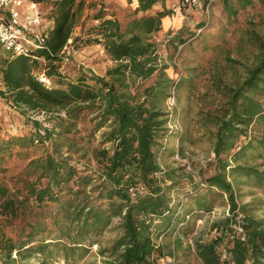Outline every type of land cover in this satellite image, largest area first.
Wrapping results in <instances>:
<instances>
[{"label": "trees", "instance_id": "obj_1", "mask_svg": "<svg viewBox=\"0 0 264 264\" xmlns=\"http://www.w3.org/2000/svg\"><path fill=\"white\" fill-rule=\"evenodd\" d=\"M25 1L36 4L40 23L20 53L0 46V96L46 117L28 119L22 132L0 133V264L69 260L93 245L102 264H161L166 253L175 264H264V218L251 205L264 202L241 203L257 193H245L248 187L264 193L262 37H249L258 53L243 79H216L220 100L202 123L213 141L214 168L198 188L193 173L174 164L175 154L184 156L196 139L187 127H173L178 112L166 104L193 92L199 73L191 67L172 76L149 37L174 9L148 15L160 0H127L136 3V15L124 22L102 5L83 18L86 0ZM254 1L222 0L223 11L234 19ZM211 25L206 19L194 30L184 24L169 30L180 49L172 60L200 45L204 54L212 48L201 32ZM97 44L114 61L104 74L84 65L68 69L71 52ZM20 159L25 163L16 174ZM220 200L227 214L197 229ZM178 227L181 235L159 242ZM112 228L119 233L103 245Z\"/></svg>", "mask_w": 264, "mask_h": 264}, {"label": "rangeland", "instance_id": "obj_2", "mask_svg": "<svg viewBox=\"0 0 264 264\" xmlns=\"http://www.w3.org/2000/svg\"><path fill=\"white\" fill-rule=\"evenodd\" d=\"M160 1L164 6L167 5L170 7L169 9L171 7L174 8V16L171 15L173 18H182V23L181 21L172 24L166 23L167 28L165 32H168L167 34L162 33L159 37H154V35L149 36L151 40L157 41L158 43V53L161 58V63L170 65L169 72L175 77L180 73H189L190 71L186 69L191 67H197L196 71L199 73L198 82L193 92L188 93L187 91H182L179 98L172 96L166 104L169 110L174 111V109H177L178 112L177 116L175 113L173 114L175 118L173 127L180 130L187 127L196 139L194 143L186 144L184 156L181 157L179 154H175L174 159L178 160L174 164L176 166H183L186 170L191 171L193 177L199 184L198 188H203L205 186L204 177L213 171L214 166L211 164L215 154L210 132L202 126V123L205 121L208 111L215 108L220 100V96L215 92L216 79L220 78L227 84L241 80L245 76L246 66L249 67L254 64L258 47L250 42L249 37L259 35L264 40V2L255 0L254 6H247L246 8L240 9L237 18L233 17L234 19H232L228 13L223 11L224 6L222 0H213L214 9L213 7L210 8V6L209 9H204L205 4L207 5L205 0H200V3L195 5H192L190 0ZM120 3H123V0H86L83 18L88 14L94 13L101 5L107 6L109 9H114ZM124 12V10H121L118 14L121 18L123 16L124 22H127L132 16L126 15V13L124 15ZM206 19H210L214 26L211 25L208 29L202 30L201 32L204 34L202 37L210 39V44L213 47L204 54L202 46L200 45L197 46L195 52L183 53L180 58L172 60L175 55L180 53V49H175L176 44L171 42V31L169 30H174L175 27H180L182 24L194 30L199 23ZM89 24L90 22L86 26ZM169 25L171 26L168 28ZM80 30L81 26L77 27L75 31L79 33ZM207 38H205L206 41ZM70 51H68V54ZM228 58L235 59L239 63L230 62ZM113 63L114 61L106 55L103 46L97 44L84 47L76 52H71L67 58L66 66L73 73L76 64L78 66L84 65L85 68L90 67L95 72L104 74L107 68L113 65ZM173 64L176 65V69L172 66ZM0 87H4L1 79ZM183 109L187 113L186 117ZM45 117V113L36 111H28L26 113L19 108L13 107L5 98L0 96V133H4L5 131L22 132L28 128V119L43 120ZM17 161H19L18 165H21V167L14 171L16 174L23 169V164L25 163L22 159ZM167 162L171 163L172 159H169ZM79 165L81 168L85 166L83 162L79 163ZM244 191L245 193H251V191H256L257 193L247 194L243 197L242 201L240 200L241 203H251L257 198L264 202V193L262 191L250 187ZM251 205L258 207L255 211V216L264 218V204ZM227 212L228 206L223 205L222 200L218 201L211 213H205V218L198 220L196 225L197 229L203 230L205 225L208 228L209 224L222 219L223 215L227 214ZM178 230L179 227L173 231L172 238L171 236H161L159 242L167 243L172 241L175 235H181L178 233ZM118 233L119 231L115 228L108 230L102 238V241H104L103 245L108 246ZM188 241L193 243L192 236L188 237ZM98 249L99 245H93L90 251L82 256L76 254L75 257H71L69 260L60 257L50 261L49 264H102V256L98 253ZM32 261H37V259L32 258ZM175 262L174 257L168 253L160 258L161 264H175ZM191 264H197V262L192 260Z\"/></svg>", "mask_w": 264, "mask_h": 264}, {"label": "built area", "instance_id": "obj_3", "mask_svg": "<svg viewBox=\"0 0 264 264\" xmlns=\"http://www.w3.org/2000/svg\"><path fill=\"white\" fill-rule=\"evenodd\" d=\"M206 8L213 0H207ZM25 0H0V46L6 51L20 53L23 45L32 39L28 32L40 23V15L33 17L30 21H24L21 16V7ZM192 5L200 3V0H190ZM36 5L35 3H31ZM35 37L39 38L37 34Z\"/></svg>", "mask_w": 264, "mask_h": 264}, {"label": "crops", "instance_id": "obj_4", "mask_svg": "<svg viewBox=\"0 0 264 264\" xmlns=\"http://www.w3.org/2000/svg\"><path fill=\"white\" fill-rule=\"evenodd\" d=\"M29 5V6H28ZM35 6V7H34ZM136 6V3H132V4H129L127 2V0H123V3H120V5H117L114 7L113 10H115L116 12H120L121 10H124V15L126 13V15H131L132 17L136 14H131L133 11H134V8ZM186 6V5H185ZM169 9L170 7H168L167 5H163L162 2H158V4L152 8L150 11H148V15H155L156 12L158 11H161V10H164V9ZM172 8V7H171ZM33 9V10H32ZM174 9V8H172ZM118 12V13H119ZM35 14V15H34ZM39 14V11L37 9V6L34 5V4H31L29 2H25L24 5L21 7V16H22V19L26 22L30 21L31 18L37 16ZM143 13H138V16L142 15ZM40 15V14H39ZM174 16V15H173ZM171 15H167L166 17L163 18V21H162V26H163V29L160 31V32H153L151 35H154V37H159V35H162V33H165L166 31V23H169V24H172V23H179L181 21L182 23V18L179 17V18H176ZM177 20V21H176ZM171 25L168 26V28L170 27Z\"/></svg>", "mask_w": 264, "mask_h": 264}, {"label": "bare ground", "instance_id": "obj_5", "mask_svg": "<svg viewBox=\"0 0 264 264\" xmlns=\"http://www.w3.org/2000/svg\"><path fill=\"white\" fill-rule=\"evenodd\" d=\"M29 6V5H28ZM35 7V6H34ZM33 10V9H32ZM35 15V14H34ZM32 19V18H31Z\"/></svg>", "mask_w": 264, "mask_h": 264}]
</instances>
